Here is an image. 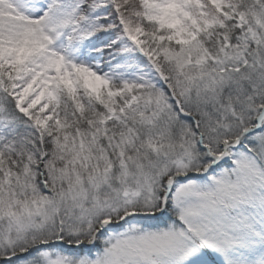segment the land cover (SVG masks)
<instances>
[{
  "label": "snow or ice",
  "instance_id": "6c2138e0",
  "mask_svg": "<svg viewBox=\"0 0 264 264\" xmlns=\"http://www.w3.org/2000/svg\"><path fill=\"white\" fill-rule=\"evenodd\" d=\"M0 264H264V0H0Z\"/></svg>",
  "mask_w": 264,
  "mask_h": 264
}]
</instances>
